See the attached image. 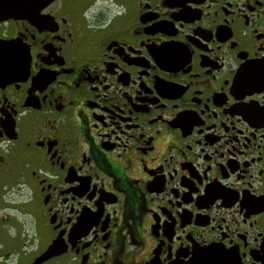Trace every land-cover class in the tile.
Segmentation results:
<instances>
[{
	"label": "flooded vegetation",
	"instance_id": "flooded-vegetation-1",
	"mask_svg": "<svg viewBox=\"0 0 264 264\" xmlns=\"http://www.w3.org/2000/svg\"><path fill=\"white\" fill-rule=\"evenodd\" d=\"M52 243L40 264H264V0L0 21V264Z\"/></svg>",
	"mask_w": 264,
	"mask_h": 264
},
{
	"label": "water",
	"instance_id": "water-1",
	"mask_svg": "<svg viewBox=\"0 0 264 264\" xmlns=\"http://www.w3.org/2000/svg\"><path fill=\"white\" fill-rule=\"evenodd\" d=\"M51 0H0V21L29 17L35 10L49 3ZM55 244L50 245L47 250L33 264L55 255Z\"/></svg>",
	"mask_w": 264,
	"mask_h": 264
},
{
	"label": "rangeland",
	"instance_id": "rangeland-1",
	"mask_svg": "<svg viewBox=\"0 0 264 264\" xmlns=\"http://www.w3.org/2000/svg\"><path fill=\"white\" fill-rule=\"evenodd\" d=\"M25 230H28V227H27V225L25 224V228H24Z\"/></svg>",
	"mask_w": 264,
	"mask_h": 264
}]
</instances>
